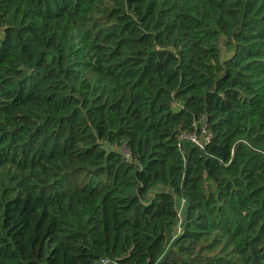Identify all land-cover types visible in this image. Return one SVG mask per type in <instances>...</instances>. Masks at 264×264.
<instances>
[{
	"label": "trees",
	"instance_id": "obj_1",
	"mask_svg": "<svg viewBox=\"0 0 264 264\" xmlns=\"http://www.w3.org/2000/svg\"><path fill=\"white\" fill-rule=\"evenodd\" d=\"M102 259L264 264V0H0V264Z\"/></svg>",
	"mask_w": 264,
	"mask_h": 264
},
{
	"label": "built area",
	"instance_id": "obj_2",
	"mask_svg": "<svg viewBox=\"0 0 264 264\" xmlns=\"http://www.w3.org/2000/svg\"><path fill=\"white\" fill-rule=\"evenodd\" d=\"M192 130L189 132H182L179 134V144L183 139L190 140L198 147L202 148L203 145L208 142L211 138V131L208 127L207 119L204 116H201L199 120H194L191 124ZM107 259H102L97 263L90 264H107Z\"/></svg>",
	"mask_w": 264,
	"mask_h": 264
},
{
	"label": "rangeland",
	"instance_id": "obj_3",
	"mask_svg": "<svg viewBox=\"0 0 264 264\" xmlns=\"http://www.w3.org/2000/svg\"><path fill=\"white\" fill-rule=\"evenodd\" d=\"M220 47H221V50H223L224 47H222V44H220ZM178 229H179V226H177L176 231H178Z\"/></svg>",
	"mask_w": 264,
	"mask_h": 264
}]
</instances>
